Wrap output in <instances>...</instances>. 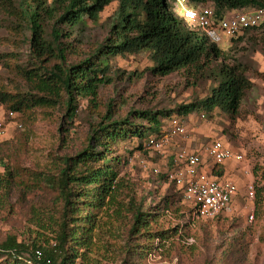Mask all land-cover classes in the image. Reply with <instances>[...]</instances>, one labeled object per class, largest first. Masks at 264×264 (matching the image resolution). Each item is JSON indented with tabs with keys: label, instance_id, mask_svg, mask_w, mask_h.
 Returning a JSON list of instances; mask_svg holds the SVG:
<instances>
[{
	"label": "rangeland",
	"instance_id": "374dc122",
	"mask_svg": "<svg viewBox=\"0 0 264 264\" xmlns=\"http://www.w3.org/2000/svg\"><path fill=\"white\" fill-rule=\"evenodd\" d=\"M169 5L190 27L191 23L178 8ZM9 6L0 7V88L9 93L25 92L28 86L21 71L33 64L29 29ZM116 8L114 1L99 14L96 22L85 20L83 25L68 30L62 25L68 33L66 38H61L67 46L64 65L77 64L95 54L109 35ZM51 23H43L48 41ZM261 24L240 40H236L237 36L215 44L224 51L225 63L236 66L252 86L234 114L217 108L206 112L200 105L188 114L174 111L201 103L209 96L216 86L219 63H212L202 71L189 67L157 76L150 71L152 62L146 52L111 58L108 83L98 88L94 99L76 98V110L71 118L64 106L18 113L24 125L22 129L9 127L0 139V144L7 142L1 155L5 164L34 172L57 171L59 158L73 156L82 149L91 126L105 117L115 122L128 120L133 130L136 126H148L144 119L134 118L136 112H170L177 115L185 129L183 136L169 139L159 151L146 147V137L156 136L161 130L167 133L169 119H160L162 128L158 134L150 130L141 138L127 136L110 143L109 153L115 159L111 166L117 172V180H121L118 202L124 208L123 214L118 221L105 222L94 247L82 257L79 253L71 256L68 264H264V24ZM56 62L51 57L46 65ZM215 140L243 154L241 163L227 162L220 175L233 181L238 193L219 218L192 222L186 204L167 174L173 156L180 149L203 154ZM205 163L210 161L205 159ZM3 169L0 164V173ZM247 184L254 188L251 200L245 198ZM129 198L149 218L147 229L134 234L129 233L132 222ZM166 204L170 207L167 212ZM249 210L253 213L251 222L247 219ZM60 211L56 193L49 188L43 186L25 197L13 192L7 203H0V244L14 237L18 243L28 247L36 244L41 252L49 251L54 246L52 218L58 217Z\"/></svg>",
	"mask_w": 264,
	"mask_h": 264
},
{
	"label": "trees",
	"instance_id": "16d2710c",
	"mask_svg": "<svg viewBox=\"0 0 264 264\" xmlns=\"http://www.w3.org/2000/svg\"><path fill=\"white\" fill-rule=\"evenodd\" d=\"M114 1L117 2V8L111 18L109 35L97 47L95 54L77 64L64 65L63 54L67 46L61 38L68 36L67 30L83 25L85 20L96 22L99 14ZM13 2L17 5L16 9ZM190 2L195 7H212L216 18L234 11L245 12L239 10L264 9V0ZM169 3L168 0H0V7L10 5L16 10L17 18L26 23L29 50L33 57V64L21 71V77L27 82V90L9 93L0 88V104L22 114L64 106L67 116L71 118L76 110V98L94 99L98 88L108 83L111 58L146 52L152 62L150 71L157 76H167L189 67H197L202 71L212 63H219L215 74L216 86L209 96L200 104L178 107L174 110L177 114H188L198 105L206 112L217 108L228 114L236 113L246 91L252 87L250 81L236 66L226 64L224 51L211 43L201 30L188 27ZM45 21L52 22L49 41L44 37ZM62 25L66 26V32ZM258 28L244 31L236 40ZM51 57L58 62L48 66L46 62ZM171 117L177 118V115H170V112H136L134 118L144 119L148 126H136L133 130L128 120L115 122L105 117L91 126L82 149L73 156L59 158V168L54 172H34L19 165L5 164L2 148L7 146V142L0 144V164L4 168L0 173V203H7L13 192L25 197L44 186L56 193L61 205L59 216L52 218L55 230L50 225L54 233V246L42 252V260L36 263L68 264L78 253L79 257L84 256L98 241L97 233L101 231V226L107 221L121 219L124 211L118 202L121 180H117V172L111 166L115 159L110 156L109 145L127 136L141 138L150 130L158 134L162 128L160 119L164 118L165 121ZM17 122L22 129L24 123L21 116L17 117ZM223 168L214 167L213 174L221 177ZM177 191L182 198L181 192ZM128 201V212L132 218L129 233L146 230L149 218L139 211L134 199L129 198ZM184 203L192 222H195L190 206ZM169 209L166 204L165 212ZM35 250H40V246L33 244L28 247L18 243L14 237H8L0 244V264L35 261Z\"/></svg>",
	"mask_w": 264,
	"mask_h": 264
},
{
	"label": "built area",
	"instance_id": "2783aa9c",
	"mask_svg": "<svg viewBox=\"0 0 264 264\" xmlns=\"http://www.w3.org/2000/svg\"><path fill=\"white\" fill-rule=\"evenodd\" d=\"M191 23V28L201 30L213 44L223 39L234 38L244 31L259 26L264 20V9H251L245 12H231L227 16L216 18L212 7H189L190 0H168ZM18 113L6 109L0 104V139L10 126L21 128L17 122ZM185 129L176 117L168 121V132H160L146 139V147L159 151L169 139L183 136ZM205 159L210 163L206 164ZM243 154L228 147L220 140L212 141L201 154L186 148L180 149L172 158V168L167 178L181 192L183 200L191 208L193 221L213 220L226 211L238 193L236 184L226 178L213 174L214 167L224 166L227 162L241 163ZM157 173V170H154ZM254 196L252 184H247L245 198ZM249 222L253 220L251 210L247 212ZM34 260H25L26 264L42 260V252L34 251ZM48 263V262H47Z\"/></svg>",
	"mask_w": 264,
	"mask_h": 264
}]
</instances>
